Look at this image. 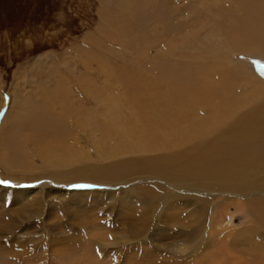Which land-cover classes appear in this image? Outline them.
Here are the masks:
<instances>
[{"label":"rangeland","instance_id":"obj_1","mask_svg":"<svg viewBox=\"0 0 264 264\" xmlns=\"http://www.w3.org/2000/svg\"><path fill=\"white\" fill-rule=\"evenodd\" d=\"M251 2L0 0V264H264V151L202 146L216 157L199 166L190 147L264 102V27L232 12ZM238 125L261 152L264 115Z\"/></svg>","mask_w":264,"mask_h":264},{"label":"bare ground","instance_id":"obj_2","mask_svg":"<svg viewBox=\"0 0 264 264\" xmlns=\"http://www.w3.org/2000/svg\"><path fill=\"white\" fill-rule=\"evenodd\" d=\"M252 1L251 2V5L250 6H246V8L248 10L246 11H242L238 6H234V8L232 9V12H233V16L234 18L238 19V18H241L243 19V22L241 21V23L243 24H249V25H259V26H262L264 27V0H250ZM249 3V2H248ZM206 24H209V23H206ZM209 26V25H208ZM210 27V26H209ZM206 28V27H205ZM205 30V29H204ZM205 33V31H204ZM207 33V32H206ZM210 33V32H209ZM213 32H211L212 34ZM216 33V32H215ZM209 35V34H208ZM257 35V34H256ZM205 36V35H203ZM216 36V35H215ZM194 39V38H193ZM220 39V38H219ZM217 38L214 37V35H210L209 36V40H207V48L211 50V52H209V54L214 58V60H218L220 61L221 59L220 58H217V55H218V51L216 49H220L223 47V43L221 40H219ZM180 45V44H179ZM1 50V49H0ZM8 51V50H7ZM245 54L243 55H251L252 56V50L248 49L247 51L244 52ZM8 54V53H6ZM234 55V53L232 54ZM259 56V55H258ZM236 57V56H235ZM254 57V55H253ZM252 57V58H253ZM8 58V57H7ZM255 58V57H254ZM264 59V58H263ZM241 61V60H240ZM243 62V61H242ZM228 64H231V59L228 60ZM251 65V63H250ZM252 66V65H251ZM254 68V67H253ZM252 68V70H253ZM260 69V68H258ZM251 70V71H252ZM50 71V70H49ZM52 71V69H51ZM50 71V72H51ZM245 71V70H244ZM254 71V70H253ZM54 72V71H53ZM248 72V71H247ZM259 72V71H258ZM262 72V71H261ZM256 74V71L254 72ZM250 74V73H249ZM260 74V73H259ZM252 76V75H251ZM250 76V77H251ZM258 76V75H257ZM55 77V76H54ZM249 77V76H248ZM254 77V76H253ZM252 77V78H253ZM259 78H262V76ZM237 79V78H236ZM249 80V79H248ZM256 80V79H255ZM55 81V80H54ZM261 81H263L261 79ZM254 82V81H252ZM251 82V85L253 84ZM250 83V80L249 81H246L244 84H249ZM264 83V81H263ZM59 85V84H57ZM249 86V85H248ZM254 86H255V83H254ZM259 86V85H258ZM260 87V86H259ZM264 87V85H263ZM261 87V89L263 88ZM255 88V87H254ZM258 88V87H257ZM249 89V88H248ZM62 90V89H61ZM65 90V89H64ZM242 91V90H241ZM247 91V89H246ZM252 91V89H251ZM259 91V90H258ZM263 91V90H262ZM47 92V91H46ZM242 92H245V91H242ZM249 92V91H248ZM69 93V91H68ZM252 93V92H251ZM164 94V93H163ZM244 94V93H243ZM248 94V93H247ZM264 94V93H262ZM261 94V95H262ZM213 95V94H212ZM210 95V96H212ZM235 95V92L234 94ZM257 95V94H256ZM260 95V94H259ZM258 95V97H259ZM56 96V95H55ZM240 96V94H239ZM245 96V95H244ZM247 96V95H246ZM255 96V94H254ZM235 97V96H234ZM253 97V96H251ZM226 98V97H225ZM243 98V97H242ZM241 98V99H242ZM250 98V97H249ZM262 98L263 95H262ZM173 99V98H172ZM202 99V98H201ZM231 99V98H229ZM237 99V98H236ZM247 99V98H246ZM255 99V98H254ZM199 100V99H198ZM197 100V101H198ZM227 100V99H226ZM239 100V99H237ZM264 100V99H262ZM22 101V100H21ZM33 101V100H32ZM204 101V100H203ZM202 101V102H203ZM234 101V100H233ZM242 101V100H241ZM244 101V100H243ZM249 101V100H248ZM255 101V100H254ZM252 101V102H254ZM182 102V101H181ZM208 102V101H207ZM224 102V101H223ZM251 102V101H250ZM256 102V101H255ZM63 103V102H61ZM60 103V104H61ZM219 103V102H218ZM232 103V102H231ZM242 103H245L242 102ZM30 104V103H29ZM32 104V103H31ZM38 104V103H37ZM59 104V105H60ZM176 104V103H175ZM202 104V103H201ZM208 104V103H206ZM209 104H212L209 102ZM217 104V103H216ZM248 104V102H247ZM257 104V103H256ZM63 105V104H62ZM61 105V106H62ZM222 106H224L223 104H221ZM239 105V104H238ZM245 105V104H244ZM249 105V104H248ZM252 105V103H251ZM247 106L241 110V112L243 111V116H241L240 114V117L238 118H235L236 120H233L231 123L229 124H226L225 127H223L222 130L216 132L213 134V140L211 141V143H203V142H200L199 144H197V142H194L190 147H197L196 150H195V153H194V159L198 160L196 161L195 165H199L201 166L202 164L205 165V166H213V162H212V158L216 157L214 155V151L212 150H204V148L202 146H209V147H218V145H221V146H224L225 144L229 143L230 146H233L235 147V149L237 150V153H236V156H234L233 160H231L232 162L231 163H235V164H248V163H254V162H259V160L261 159L262 157V152L264 151V148L263 150L260 152L258 148H254L253 146H251L250 148H248L247 146L245 145H240L239 142H241L242 140V137H241V134L243 133V129L241 130V128L239 127V123H242V124H245L247 123L248 121L250 120H253V118L257 115V114H260V115H264V102H262L260 105H256V106ZM254 105V104H253ZM31 106V105H30ZM60 106V108H61ZM200 106V105H199ZM204 106V104H203ZM218 106V105H217ZM227 106V105H226ZM232 106V104H231ZM208 107V106H207ZM254 107H256L255 109H253ZM83 108V107H82ZM200 109H202L201 107H199ZM212 108V107H210ZM219 109V107H218ZM241 109V108H240ZM215 110V109H214ZM219 111V110H218ZM195 112V111H193ZM60 113V111H59ZM180 113V112H179ZM240 113V112H239ZM190 114V113H189ZM193 115V114H192ZM195 116V115H194ZM197 116V115H196ZM219 116V115H218ZM26 117V116H25ZM215 117V116H214ZM27 118V121L30 120L29 122L26 123L27 126H29V128L31 127L32 128H37L36 130H40L41 129V133L43 132V130L47 127L45 126V122H43L42 120H40V116H28L26 117ZM70 118V117H68ZM113 118H116V116H114ZM213 118V116H212ZM206 119V118H205ZM75 124H79V116H75ZM214 120V119H212ZM211 120V121H212ZM70 120H68L69 122ZM187 121V120H186ZM190 121V119L188 120ZM198 123H199V120H196ZM210 121V120H208ZM74 122V121H73ZM87 122V120L85 121ZM203 123V122H202ZM207 123V122H206ZM50 124V123H49ZM162 124V123H161ZM197 124V123H196ZM208 126L209 124H212V123H207ZM82 125V124H80ZM193 125V124H192ZM206 125V124H205ZM79 126V125H78ZM195 126V125H194ZM86 127H89V125H87ZM152 128V127H151ZM34 130V129H32ZM211 130V129H210ZM199 131V130H198ZM140 132V131H139ZM186 133V132H185ZM154 134L153 132L150 134L152 135ZM217 134H220L222 137L221 138H218V140H216L214 138L215 135ZM255 134V133H254ZM145 135V134H144ZM147 135V133H146ZM186 135V134H185ZM188 135V133H187ZM93 137V135H91ZM155 136V135H154ZM246 136H247V133H246ZM145 137V136H144ZM152 137V136H151ZM191 137V136H190ZM56 138V136H55ZM76 138V137H75ZM245 138V137H243ZM253 139V138H252ZM73 140V139H72ZM31 144V143H30ZM67 144V143H65ZM211 144V145H210ZM45 146V145H43ZM41 145V148L43 147ZM185 146V145H184ZM229 146V145H228ZM31 147V146H30ZM220 148V147H219ZM67 149V148H66ZM71 149V148H70ZM45 150V149H44ZM74 150V149H73ZM65 151V150H64ZM72 151V150H71ZM242 151V152H241ZM249 151V152H248ZM241 152V153H240ZM41 154V153H40ZM43 154V153H42ZM50 149H48L47 151H45V155L46 157L47 156H50ZM56 157V156H55ZM204 157V158H202ZM201 158V159H200ZM247 159V160H246ZM48 160V159H46ZM53 162V161H52ZM159 163H154L152 164L148 170L149 172L151 170H154L156 172H163V169L161 167L158 166ZM23 166V165H22ZM8 167V166H7ZM116 167V165H112V167H109L107 169L109 170H114ZM53 168V167H52ZM58 170V169H57ZM147 170V171H148ZM238 170L242 173V174H246L247 173V170L246 169H240L238 168ZM146 171V170H145ZM184 174V177L187 176L188 177V182L191 183V185H196L197 187H208V184H205L203 185L202 182H190L189 179L191 178L192 174L187 171L186 169L184 168H176V172L174 173V171L172 172H163L162 175L163 177H165V179L169 180L171 183H169L168 181L162 179V178H159V177H155V176H150L151 178H154V179H161V181H165L167 182L169 185H171L172 187L175 186H181L183 187L184 185V177H180L181 174ZM152 175H155L154 173ZM224 175V176H223ZM233 174H229L227 173L226 171L224 170H215L214 169V173H213V177H218L220 180L223 178V177H226V176H231L232 179H229V180H223L220 184L219 182H216L215 184L220 186V187H229L231 188L230 190L232 191H235L234 189L235 188H239V185L236 184V181L234 180V176H232ZM102 176V175H101ZM112 176H115V173H111V174H106V177H112ZM54 177H57V176H54ZM103 177V176H102ZM123 178V177H122ZM110 181V180H109ZM214 182V181H213ZM112 184L115 183V182H111ZM117 183V182H116ZM264 183V182H263ZM110 184V183H109ZM249 186L251 187H254L251 185V183H241V186H240V189H239V192H245L249 189ZM156 187V186H155ZM159 188V187H158ZM256 190H259V191H264V188H260V189H256ZM264 220V217L262 218ZM89 252V251H87ZM141 258V257H140ZM139 258V259H140ZM92 260V259H91ZM138 260V259H137ZM136 260V262H138ZM94 261H91L89 262V264H93ZM96 264H98V262H96ZM133 264H137V263H133Z\"/></svg>","mask_w":264,"mask_h":264},{"label":"snow or ice","instance_id":"obj_3","mask_svg":"<svg viewBox=\"0 0 264 264\" xmlns=\"http://www.w3.org/2000/svg\"><path fill=\"white\" fill-rule=\"evenodd\" d=\"M91 185H74V187H90Z\"/></svg>","mask_w":264,"mask_h":264},{"label":"crops","instance_id":"obj_4","mask_svg":"<svg viewBox=\"0 0 264 264\" xmlns=\"http://www.w3.org/2000/svg\"><path fill=\"white\" fill-rule=\"evenodd\" d=\"M29 116H31V115H29Z\"/></svg>","mask_w":264,"mask_h":264}]
</instances>
